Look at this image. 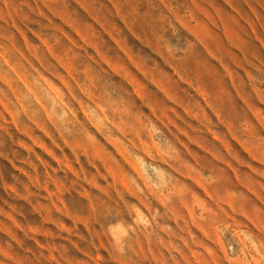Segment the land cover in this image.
Wrapping results in <instances>:
<instances>
[{
    "label": "rangeland",
    "instance_id": "1",
    "mask_svg": "<svg viewBox=\"0 0 264 264\" xmlns=\"http://www.w3.org/2000/svg\"><path fill=\"white\" fill-rule=\"evenodd\" d=\"M0 264H264V0H0Z\"/></svg>",
    "mask_w": 264,
    "mask_h": 264
}]
</instances>
